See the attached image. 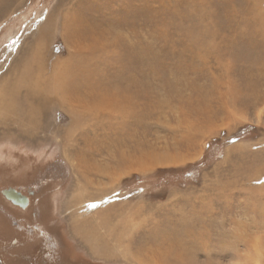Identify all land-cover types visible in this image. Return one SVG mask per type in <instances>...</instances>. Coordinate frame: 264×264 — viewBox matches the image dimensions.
<instances>
[{
    "label": "rangeland",
    "instance_id": "rangeland-1",
    "mask_svg": "<svg viewBox=\"0 0 264 264\" xmlns=\"http://www.w3.org/2000/svg\"><path fill=\"white\" fill-rule=\"evenodd\" d=\"M0 98V264H264V0H0Z\"/></svg>",
    "mask_w": 264,
    "mask_h": 264
},
{
    "label": "flooded vegetation",
    "instance_id": "flooded-vegetation-1",
    "mask_svg": "<svg viewBox=\"0 0 264 264\" xmlns=\"http://www.w3.org/2000/svg\"><path fill=\"white\" fill-rule=\"evenodd\" d=\"M9 188H11V189H13V190H15L16 192H19L22 196L24 195V196H26L27 197V199H28V203H27V205H26V207L25 208H21V207H19V205L18 206H16L15 204H13V202L12 201H10L9 199H7L5 196H4V194H3V190H6V189H9ZM40 188V187H39ZM39 190V193L42 195V192H41V189H38ZM34 193H27V194H25V193H22V191H19L18 189H16V188H14V187H10V186H8V187H6L5 189H1L0 190V197L1 198H3V203H9L10 205H11V207H13V208H16V210H19L20 211V213H24V212H28V209H29V207H30V205H31V201H32V195H33ZM42 198V196H40V199ZM39 206H38V209H37V213H38V216H40V217H42V200H39ZM37 226H40V224L38 223L37 224ZM36 233V234H35ZM35 235V236H34ZM44 236V235H43ZM35 237H38V238H42V231H35L34 233H30V235L27 237V239H29V240H24L23 241V243H18V246H15L14 245V250H15V256H14V259H15V261H17L18 259H20V260H22L23 262H24V264H28V263H30V258H27V256H28V254H25L24 252H29V251H27V250H29V247L30 246H36L35 244H33L34 242H35V240L34 239H32V238H35ZM32 239V240H31ZM25 243H28V245H27V247H23V248H25V250H22L21 249V247L23 246V245H25L26 246V244ZM34 249H36V248H34ZM33 250V249H32ZM22 252L26 257H23V258H20L18 255H17V253L18 252ZM54 252H56L55 250H54ZM34 254V253H33ZM58 255V257L60 258V261H62V259H61V257H60V254H58V253H51V254H49V258H44V262H46V261H50V260H53L54 262H55V264H57L56 263V261H57V259H56V256ZM40 261H42L43 262V257H42V255L40 256Z\"/></svg>",
    "mask_w": 264,
    "mask_h": 264
},
{
    "label": "bare ground",
    "instance_id": "bare-ground-1",
    "mask_svg": "<svg viewBox=\"0 0 264 264\" xmlns=\"http://www.w3.org/2000/svg\"><path fill=\"white\" fill-rule=\"evenodd\" d=\"M58 77H59V76H58ZM59 80L62 81V77L59 78ZM59 80H58V81H59ZM61 84H62V85H67V84H63V83H61ZM19 86H20V85H19ZM56 88H57V87H56ZM69 88H70V89H68V90L73 89L72 87H69ZM57 89H58V88H57ZM29 90H30L31 93L33 92V91L31 90V88H30ZM29 90L25 91V93L27 94V97H28V98H29V97L31 98V97H33L34 95H29V94H28V91H29ZM72 92H73V91H72ZM76 93H77V92H75V93H74V92L71 93V95L69 96V98L72 96V94H76ZM34 94L38 95L37 92L34 93ZM79 94H83V93L80 92ZM79 94H78L75 98H78V96H80ZM4 96H5V95H4ZM74 96H75V95H74ZM1 97H2V96H1ZM10 97H11V95H10ZM12 97H13V96H12ZM8 98H9V97H8ZM71 98H72V97H71ZM0 99H1V98H0ZM4 99H5V101H6L7 97H6V98L4 97ZM79 99H80V98H79ZM7 100H8V99H7ZM15 101H17V105H19L18 103H19L20 100H19V95H18V93L15 94L13 98H11V101H9V103H11V102H12V103L9 104L8 107H9L10 109H12V110L14 109ZM75 101H76V100H75ZM2 104H4V102H3ZM26 115L28 116V117H27V118H28L27 120H30V116H29L28 114H26ZM22 116H23V119L26 120L25 117H24L25 115L22 114ZM6 190H8V189H6ZM6 190H3V191H6ZM3 191H2V192H3ZM4 194H5V197L8 198L9 200H12L13 203H15L16 205L21 206L20 204H22V200L17 196V194L12 193V192H8V193L5 192ZM21 196H22V195H21ZM22 197H23V196H22Z\"/></svg>",
    "mask_w": 264,
    "mask_h": 264
},
{
    "label": "water",
    "instance_id": "water-1",
    "mask_svg": "<svg viewBox=\"0 0 264 264\" xmlns=\"http://www.w3.org/2000/svg\"><path fill=\"white\" fill-rule=\"evenodd\" d=\"M5 192H12V193H15V194H17V196L22 200V204H20L21 206H19V207H21V208H25L26 207V205H27V203H28V199H27V197L26 196H24L23 195V197L21 196V194L19 193V192H16L15 190H13V189H11V188H9L8 190H6V191H3V194L5 193ZM4 196H5V194H4ZM8 199V198H7ZM10 201H12V200H10ZM13 202V201H12ZM13 204H15V203H13ZM16 205V204H15ZM16 206H18V205H16Z\"/></svg>",
    "mask_w": 264,
    "mask_h": 264
}]
</instances>
